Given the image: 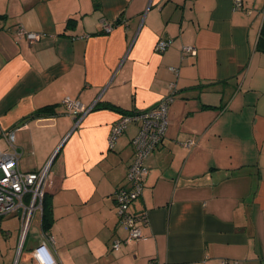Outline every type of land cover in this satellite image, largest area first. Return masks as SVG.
<instances>
[{
    "label": "crops",
    "instance_id": "1",
    "mask_svg": "<svg viewBox=\"0 0 264 264\" xmlns=\"http://www.w3.org/2000/svg\"><path fill=\"white\" fill-rule=\"evenodd\" d=\"M234 1L0 0V149L16 128L19 168L34 171L59 148L46 195L57 264H264V0ZM17 24L42 36L27 43ZM159 39L172 40L162 52ZM184 45L195 54L182 57ZM170 83L165 136L131 206L146 215L142 237L113 250L126 236L113 192L137 125L109 149L111 126ZM64 95L95 103L77 126ZM45 106L53 115L28 117ZM36 218L22 264L41 239Z\"/></svg>",
    "mask_w": 264,
    "mask_h": 264
},
{
    "label": "built area",
    "instance_id": "2",
    "mask_svg": "<svg viewBox=\"0 0 264 264\" xmlns=\"http://www.w3.org/2000/svg\"><path fill=\"white\" fill-rule=\"evenodd\" d=\"M235 7H241V0L234 1ZM101 30L109 32L113 24L106 18L100 19ZM42 36L40 32L28 31L21 24H17L16 37H23L27 43L34 42ZM171 39H159L155 43V50L162 52L171 44ZM181 56L195 54V49L184 45L181 48ZM175 73L177 69L170 68ZM175 84H169V93L157 104L142 111H130L121 113L112 124L107 145L112 149L118 138L126 131L130 124H136L137 129L131 139L133 156L127 167L125 184L120 185L113 192V200L116 207L117 224L126 232V236L120 240L115 239L111 244L113 250H118L122 243L129 244L141 239V226L146 223L144 213H134L131 206L142 195L143 180L148 173L145 164L148 155L157 148L164 136L167 127V111L169 103L175 92ZM67 115L75 120L77 126L81 119L94 107V104L86 105L77 97L64 95L60 99ZM16 129V128H15ZM3 133L9 147L0 149V218L14 214L19 220L20 231L14 264L22 262V251L25 240L31 228L32 221L38 217L40 225L43 214L45 197L52 183L51 162L52 157L39 170L22 171L19 168V159L22 152L14 145V130ZM184 145L191 147L193 141L187 140ZM41 239L32 249L31 264H57L51 256L50 249L55 241L50 234L41 228Z\"/></svg>",
    "mask_w": 264,
    "mask_h": 264
},
{
    "label": "rangeland",
    "instance_id": "3",
    "mask_svg": "<svg viewBox=\"0 0 264 264\" xmlns=\"http://www.w3.org/2000/svg\"><path fill=\"white\" fill-rule=\"evenodd\" d=\"M35 218L33 221H35ZM20 231L19 220L14 214L0 218V264H14L18 237ZM32 235L28 233L23 252L34 242ZM22 264V263H20Z\"/></svg>",
    "mask_w": 264,
    "mask_h": 264
},
{
    "label": "trees",
    "instance_id": "4",
    "mask_svg": "<svg viewBox=\"0 0 264 264\" xmlns=\"http://www.w3.org/2000/svg\"><path fill=\"white\" fill-rule=\"evenodd\" d=\"M258 49L263 50L264 51V18H263V22H262V26H261V31L259 34V39H258ZM52 111V106H45L42 108H39L38 110H36L35 112H33L32 114H30L28 117L32 118H39L42 116H48V115H53ZM120 113H128L130 111H122L119 110ZM53 218L51 216V208L50 205L47 202V196L45 197V201H44V207H43V214H42V220H41V228L42 230L48 232L51 224H52Z\"/></svg>",
    "mask_w": 264,
    "mask_h": 264
},
{
    "label": "water",
    "instance_id": "5",
    "mask_svg": "<svg viewBox=\"0 0 264 264\" xmlns=\"http://www.w3.org/2000/svg\"><path fill=\"white\" fill-rule=\"evenodd\" d=\"M58 149H59V148H58ZM58 149L56 150V152L58 151ZM56 152H55V154H56ZM55 154L53 155L52 159L54 158Z\"/></svg>",
    "mask_w": 264,
    "mask_h": 264
}]
</instances>
